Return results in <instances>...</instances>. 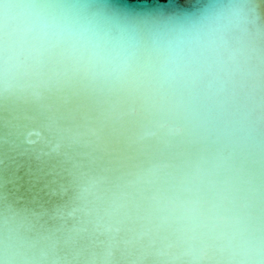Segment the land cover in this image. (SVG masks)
Returning a JSON list of instances; mask_svg holds the SVG:
<instances>
[{
    "label": "clouds",
    "instance_id": "obj_1",
    "mask_svg": "<svg viewBox=\"0 0 264 264\" xmlns=\"http://www.w3.org/2000/svg\"><path fill=\"white\" fill-rule=\"evenodd\" d=\"M69 91L130 125L126 162L79 175L58 212L103 238L98 264H264V0H0V105ZM0 264H62L3 201Z\"/></svg>",
    "mask_w": 264,
    "mask_h": 264
},
{
    "label": "water",
    "instance_id": "obj_2",
    "mask_svg": "<svg viewBox=\"0 0 264 264\" xmlns=\"http://www.w3.org/2000/svg\"><path fill=\"white\" fill-rule=\"evenodd\" d=\"M133 13L173 11L181 0H110ZM130 125L113 122L85 95H54L37 110L25 103L0 105V201L28 212L51 234L62 264H98L103 238L76 236L72 221L58 212L75 178L97 169H115L129 156ZM131 257L117 254L116 264Z\"/></svg>",
    "mask_w": 264,
    "mask_h": 264
}]
</instances>
